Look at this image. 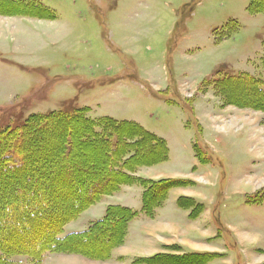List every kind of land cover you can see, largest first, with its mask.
<instances>
[{"label":"rangeland","instance_id":"1","mask_svg":"<svg viewBox=\"0 0 264 264\" xmlns=\"http://www.w3.org/2000/svg\"><path fill=\"white\" fill-rule=\"evenodd\" d=\"M5 1L10 7L0 5V132L52 112L134 122L168 148L165 162L138 176L187 183L167 191L153 221L139 213L132 231L164 219L172 198L177 208L180 192L178 207L197 218L192 226L187 215L181 219L187 240L222 256L210 264H264V111L226 104L212 86L217 78L241 73L264 82V13L250 14L251 0ZM27 2L35 8H25ZM14 4L19 10L11 12ZM29 143L28 159L37 163L57 146L52 138ZM23 162L17 178L33 182L39 172L28 170L26 157ZM11 182L0 184V192ZM45 187L36 183L34 191ZM59 190L48 198L56 200L55 209ZM140 194L135 185L121 188L66 224L61 236L99 219L107 205L139 211ZM110 233L80 246L103 244ZM169 238L174 245L161 247L165 253L153 254L150 264H190L189 258L166 256L182 251L179 237Z\"/></svg>","mask_w":264,"mask_h":264},{"label":"trees","instance_id":"2","mask_svg":"<svg viewBox=\"0 0 264 264\" xmlns=\"http://www.w3.org/2000/svg\"><path fill=\"white\" fill-rule=\"evenodd\" d=\"M17 1L14 0L16 4ZM33 7L32 2L25 4L27 9ZM248 10L254 15L264 13V0H251ZM262 46L264 70V41ZM212 83L213 90L224 103L264 111V82L261 79L241 73L217 78ZM83 114L84 111L71 115L64 112L34 115L22 125L0 132V184L12 181L5 192H0V264H15V257L41 264L48 255L60 253L106 260L111 250L123 243L126 225L136 217L135 211L109 206L104 217L91 222L85 230L61 236L64 226L123 185L137 184L143 189L142 212L151 217L171 187L187 183L184 180L151 181L134 177L139 167L166 161L168 150L164 140L134 122L108 117L93 120ZM46 129L51 131L50 134L42 132ZM43 138L54 139L57 146L40 156L41 163H37L34 156L28 159L31 155L28 154L29 141L33 143ZM196 147L204 155L197 144ZM25 157L30 164L28 170L39 172L33 182L20 180L16 175L23 173L24 170L19 169L24 165ZM8 172L14 174L13 179L9 180L10 176L4 174ZM36 183L46 186L37 191L38 195L34 191ZM56 190L61 195L57 209L52 206L56 200L48 199ZM39 198H43V202H39ZM179 202H185L186 206L191 203L187 198H180ZM104 231L111 232L105 243L80 246L101 237ZM38 235L41 240L35 242ZM91 248L94 252L89 250ZM185 258L202 263L209 255Z\"/></svg>","mask_w":264,"mask_h":264},{"label":"crops","instance_id":"3","mask_svg":"<svg viewBox=\"0 0 264 264\" xmlns=\"http://www.w3.org/2000/svg\"><path fill=\"white\" fill-rule=\"evenodd\" d=\"M166 146H167V144H166ZM167 150H168V148H167ZM167 156H168V153H167ZM159 164H161V163H159ZM159 164L139 167L134 172V176L137 178L145 179V180H153V181L154 180H160V179H157L158 177H148L146 179V178H142V177L138 176L139 171L141 169H145V168L149 169V168L158 166ZM175 180H184V179H175ZM185 181H187V180L185 179ZM134 185L140 187L137 184L123 185L119 188V190L117 192L113 193V195L119 193L121 188H123V187H131ZM140 189H141V194H140L141 205H140L139 211H135L128 206H120V207L128 208L132 211H135L137 213V215H136V217H134L133 219L128 221V223L126 225V233H125L123 243L111 250L110 256L108 259H106V260H93V259H89V258H86V257H84L82 255H78V254H61L60 253V254L48 255L41 264H148V260L153 258L152 257L153 254H156V256H160V253H165L164 249L167 248V246L174 245V243L168 242V241H170L169 240L170 236H174L176 238L179 237V240H181L180 244L182 246H180V247H182V251L179 248L180 251H178V252L175 251L177 253H172L171 255H166V256L170 257L173 255H176L175 257H177V256L178 257H187L188 255H203V256L209 255V258L207 259V261H205L206 262L205 264H210L214 260L222 258V256H218V253H216V252L208 251L207 249L196 248V246L198 247L197 243H190L187 240V234H185L186 231L184 230V225L181 224V219L187 215L185 217V218H187L186 221L188 222V224H190V226H192V225H194L197 218L191 219L188 216L189 212L186 213V209H182V207L181 208L178 207L177 202H178V198L181 197L180 192H177L176 200H175V207H177V208H174V198H172L171 204H169V206L165 212L166 216L164 217V219H161L160 221L155 222L154 224L148 223L147 225H142V227H140L139 231H132V228H131L132 222L140 214L143 215V217L150 219V221H153L154 218L156 217L157 211L160 209H164L166 201H168L166 199V201H164L165 202L164 206L163 207H161V206L157 207L154 210L153 215L151 217H148V216L144 215V213L142 212L143 189L141 187H140ZM173 190H178V188H175ZM170 191H172V190H170ZM113 195L103 196L102 198H100V200L98 202L93 204L91 207L87 208L81 214V216L83 214L89 212V211H92V209H94L93 207H95L96 204L100 203L104 198L112 197ZM109 206H114V205H107L103 211L102 216L99 219L89 218L88 223H86V225H82V230L70 232L67 234L77 233V232H81V231L85 230L91 222H94V221H97V220H100L101 218H103L105 215L106 209ZM116 206H119V205H116ZM180 210L184 211V214L179 215L180 213L178 211H180ZM96 215L97 214L95 213L94 216H96ZM177 216H179L181 218H179ZM70 223H72V222H70ZM73 223H76V222L73 221ZM143 224H145V223H143ZM67 226L68 225H66V227ZM188 228H191V227H188ZM191 229H193V227ZM134 239H135V242L138 241V243H135L134 245H137L139 247L138 248L139 251L135 247L132 246ZM161 247L164 248V249H162L163 251H160ZM158 248H159V251H157ZM215 255H217V256H215ZM134 259H137V260L141 259V262L140 263H134V261H135ZM190 260L191 261H189V262L191 263L192 259H190ZM18 261L19 260H17L15 264H31L27 261H21V260H20V262H18ZM164 264H171V262H164Z\"/></svg>","mask_w":264,"mask_h":264},{"label":"bare ground","instance_id":"4","mask_svg":"<svg viewBox=\"0 0 264 264\" xmlns=\"http://www.w3.org/2000/svg\"><path fill=\"white\" fill-rule=\"evenodd\" d=\"M1 1V0H0ZM7 5L8 7H10V4L9 3H4V2H0V5ZM14 7H15V10L14 9H12V11L11 12H15V11H17V10H19V7L18 6H15V5H13ZM157 153H158V156H159V150H157Z\"/></svg>","mask_w":264,"mask_h":264}]
</instances>
